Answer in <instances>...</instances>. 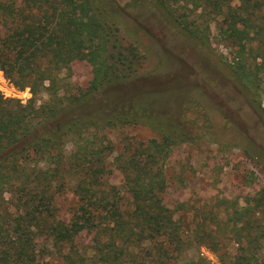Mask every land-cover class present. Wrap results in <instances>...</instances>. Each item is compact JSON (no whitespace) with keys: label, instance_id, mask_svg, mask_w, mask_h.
<instances>
[{"label":"trees","instance_id":"16d2710c","mask_svg":"<svg viewBox=\"0 0 264 264\" xmlns=\"http://www.w3.org/2000/svg\"><path fill=\"white\" fill-rule=\"evenodd\" d=\"M148 11L176 29L174 48L145 37L138 17ZM214 23L231 61L209 50ZM77 60L93 77L75 94ZM0 70L33 94L23 103L0 92V264H208L186 253L220 252L227 241L237 248L221 254L224 264H264V186L204 214L185 201L169 206L165 195L168 156L205 138L192 129L212 99L206 87L235 89L264 131V0H0ZM201 72L218 79L189 84ZM155 75L179 85L154 88ZM167 91L173 104L159 99ZM135 126L157 136H124L117 149L107 135ZM247 153L264 171L261 154ZM247 178L254 186L258 177Z\"/></svg>","mask_w":264,"mask_h":264},{"label":"rangeland","instance_id":"374dc122","mask_svg":"<svg viewBox=\"0 0 264 264\" xmlns=\"http://www.w3.org/2000/svg\"><path fill=\"white\" fill-rule=\"evenodd\" d=\"M119 1L123 5L128 0ZM144 5L146 4L142 3L138 8L130 9L127 15L132 16L134 13H140ZM138 18L140 25L145 30L146 38L149 36L170 48H174L179 42L177 31H174L176 29L169 22L153 17L150 11L142 12ZM215 25V23L212 25L209 50L211 53L223 55L231 61L234 56V48L229 42L223 41L217 35ZM261 61L258 59L259 63ZM163 70H167L164 65H162ZM205 72H201L203 74L201 76L192 73L189 84H200L208 77V74L213 81L218 79V74L211 72L206 74ZM92 77L93 66L89 62L75 61L72 64L68 79L71 92L76 94L79 90H86ZM141 81H145V79L141 77L136 80L132 85L133 87L129 89L132 92L137 91L138 83L140 84ZM149 84L154 88L164 87L166 89H174L179 85L173 78L160 75H155L154 79L151 78ZM219 84L216 89L210 88L212 90L206 87L212 101L204 99L207 108L205 110L201 106L198 126L192 129L194 134H205V138L196 143H187L176 147L167 158L165 173L170 188L165 195L166 203L169 206L174 207L179 201H185L189 207L199 209L200 214L218 211L219 209L223 211V208H220L224 207L221 206L222 199H229L234 202L240 200L242 204L244 199L251 195L254 190L264 186L263 169L247 153V150L253 151L261 154V158H264L263 128L245 101L242 98L234 99L237 95L235 89L223 82ZM0 92L5 97L19 98L23 103L33 97L29 87L20 89L2 70H0ZM176 96L174 93L168 92L161 95L159 99L173 104L176 101ZM96 97L101 98V95L97 94ZM46 98L47 95L43 93L37 99L38 103ZM262 102L264 106V92H262ZM218 107L221 109L218 110ZM195 109L197 108L193 107L188 110L186 117L193 118L196 116ZM204 113H208V119L205 115L203 116ZM208 130L213 131L218 136L220 140L218 143L210 140ZM107 135L116 143L117 149L121 147L120 138L124 136L137 140H147L157 136L154 132L139 126L115 129L108 131ZM234 143H238L240 146H236ZM251 173L258 177L254 186L250 185L247 178ZM113 181H119V178ZM67 197H69L68 201L65 200ZM58 200L59 206L64 208L72 202V196L66 193ZM236 248L237 246L233 241H227L222 242L220 252L213 250L208 245H200L189 249L186 255L190 258H204L208 264H224L221 254L230 259L235 254Z\"/></svg>","mask_w":264,"mask_h":264}]
</instances>
